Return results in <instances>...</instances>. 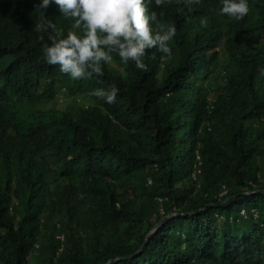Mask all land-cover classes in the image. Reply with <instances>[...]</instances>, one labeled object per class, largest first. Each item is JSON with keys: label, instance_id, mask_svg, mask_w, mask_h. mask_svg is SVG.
<instances>
[{"label": "trees", "instance_id": "obj_1", "mask_svg": "<svg viewBox=\"0 0 264 264\" xmlns=\"http://www.w3.org/2000/svg\"><path fill=\"white\" fill-rule=\"evenodd\" d=\"M39 3L0 0V264H264V0H151L171 58L85 79L42 52L84 30Z\"/></svg>", "mask_w": 264, "mask_h": 264}, {"label": "clouds", "instance_id": "obj_2", "mask_svg": "<svg viewBox=\"0 0 264 264\" xmlns=\"http://www.w3.org/2000/svg\"><path fill=\"white\" fill-rule=\"evenodd\" d=\"M187 5L199 0H182ZM36 3H38L36 1ZM151 0H40L35 6L39 16L35 25L39 31H55L56 25L47 18V9L55 5L65 18H73L75 27L83 34L69 31L66 38L50 36L42 52L49 65L59 66L60 71L72 79L90 78L94 74L103 76V64L117 54L122 63L133 62L137 69L147 71L144 58L147 50L157 49L171 58L169 41L177 30L174 25L165 28L158 15L150 10ZM163 0H155L160 7ZM221 14L237 21L250 11L247 0H222ZM183 13V9H178ZM119 92L115 83L108 89H96L89 95L104 99L108 104L116 101Z\"/></svg>", "mask_w": 264, "mask_h": 264}, {"label": "rangeland", "instance_id": "obj_3", "mask_svg": "<svg viewBox=\"0 0 264 264\" xmlns=\"http://www.w3.org/2000/svg\"><path fill=\"white\" fill-rule=\"evenodd\" d=\"M59 104H57L58 105V107H61L62 106V104H64V98L63 97H60L59 99Z\"/></svg>", "mask_w": 264, "mask_h": 264}, {"label": "water", "instance_id": "obj_4", "mask_svg": "<svg viewBox=\"0 0 264 264\" xmlns=\"http://www.w3.org/2000/svg\"><path fill=\"white\" fill-rule=\"evenodd\" d=\"M167 218H169V217H167ZM167 218H165L163 221H165ZM163 221H162V222H163ZM155 230H156V228H154V229L152 230V232H154Z\"/></svg>", "mask_w": 264, "mask_h": 264}, {"label": "built area", "instance_id": "obj_5", "mask_svg": "<svg viewBox=\"0 0 264 264\" xmlns=\"http://www.w3.org/2000/svg\"><path fill=\"white\" fill-rule=\"evenodd\" d=\"M197 159H198V156H197Z\"/></svg>", "mask_w": 264, "mask_h": 264}]
</instances>
